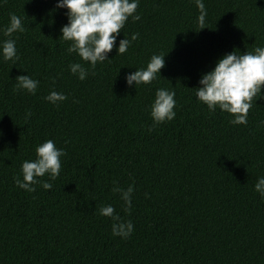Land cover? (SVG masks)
Segmentation results:
<instances>
[{"label": "trees", "instance_id": "trees-1", "mask_svg": "<svg viewBox=\"0 0 264 264\" xmlns=\"http://www.w3.org/2000/svg\"><path fill=\"white\" fill-rule=\"evenodd\" d=\"M203 2L199 29L194 0H138L140 18L129 17L117 43L137 38L91 68L66 52L56 0H0V40L14 39L18 55L0 59V264H264V199L253 189L264 176V99L233 125L193 88L222 54L264 46V0ZM9 13L25 30L6 37ZM154 53L165 54L156 78L126 85ZM73 62L88 70L84 80L69 72ZM23 74L39 81L34 94L13 91ZM157 88L175 91L176 115L153 126ZM52 89L67 99L45 101ZM46 139L64 149L59 175L28 192L14 177ZM113 181L133 185L127 211ZM105 204L132 221L128 238L111 234V217L98 214Z\"/></svg>", "mask_w": 264, "mask_h": 264}, {"label": "clouds", "instance_id": "clouds-1", "mask_svg": "<svg viewBox=\"0 0 264 264\" xmlns=\"http://www.w3.org/2000/svg\"><path fill=\"white\" fill-rule=\"evenodd\" d=\"M198 9L197 23L203 28L207 14L203 0H194ZM138 0H56L55 7L66 9L67 22L60 28V36L69 41L66 52L75 53L82 61H86L91 68L97 63L107 59V54L115 46L116 54H123L128 50L131 40H135L138 33H132L130 38H122L117 43L125 22L131 17L133 21L139 20L136 12ZM24 26L21 17L15 13H9L8 23L2 32L10 37L14 32H23ZM165 54H152L143 68H135L126 73L125 83L128 86L149 84L155 78L159 70L164 66ZM0 59L5 61L18 59L16 42L14 39L0 40ZM70 73L77 79L84 80L88 70L79 62L68 65ZM118 71V70H117ZM198 86L194 97L197 101L206 105L212 112L219 109L231 116L230 124L246 125L248 123V111L252 108L256 99H264V46H257L251 51L240 53L237 50L229 51L218 57L213 67L200 74ZM39 81L28 74L17 75L13 84V91L21 90L34 94ZM175 91L169 88H157L154 97L148 105L149 116L153 126L171 121L176 113ZM255 98V99H254ZM43 99L53 105L67 99L63 92L50 90ZM31 115L25 112V120ZM258 126H264V120L258 121ZM151 131V128L148 129ZM35 158L24 160L20 165L19 175L14 177V183L28 192L35 191V185L40 184L43 189L53 187L50 181L55 180L61 169V157L65 154L63 148L56 147L52 139H46L34 147ZM48 175V180H40L39 177ZM261 199H264V176H259L253 185ZM112 192L118 193L123 201L124 210L131 206V194L133 185L127 188L120 187L113 181ZM98 214L111 217V234L122 239L128 238L133 232L131 220H123L116 214L110 204L102 205Z\"/></svg>", "mask_w": 264, "mask_h": 264}]
</instances>
